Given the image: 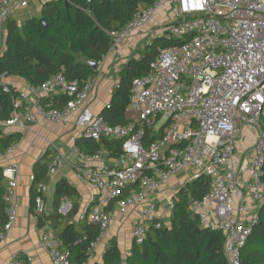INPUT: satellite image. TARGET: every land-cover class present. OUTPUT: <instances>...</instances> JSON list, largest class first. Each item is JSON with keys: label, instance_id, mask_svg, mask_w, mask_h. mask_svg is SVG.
Segmentation results:
<instances>
[{"label": "built area", "instance_id": "2783aa9c", "mask_svg": "<svg viewBox=\"0 0 264 264\" xmlns=\"http://www.w3.org/2000/svg\"><path fill=\"white\" fill-rule=\"evenodd\" d=\"M15 2L0 0L2 32ZM135 33H143L150 41L157 36L186 41L160 47L151 71L133 80L128 125H111L91 111L93 79L79 82L63 73L24 88L0 75L4 90L13 88L19 93L5 125L27 128L38 117L44 125H61L73 114L80 137L122 142L116 159L105 150L87 154L76 148L74 165L79 177L97 190L90 221L100 224L101 233L90 245L91 257L106 237L116 211L125 214L131 207L141 208L132 229L138 244L146 238L151 223L161 227L158 205L149 194L177 172L191 171L194 178L209 176L211 185L190 209L201 226L223 232L229 264H241V249L264 204V0H156L110 34L117 45ZM56 94L67 95L68 102L54 107L38 100L36 111L22 110L33 95ZM244 125L254 129L255 141L250 156L239 157L235 137ZM148 132L156 138L147 140ZM51 147L57 153L49 165V176L67 159L56 145ZM14 151L12 145L0 151V156ZM2 173L7 181V220L0 225V242H5L18 216L20 163L10 162ZM48 189L46 182L37 185V217L47 212ZM70 209L69 203L60 208L64 213ZM39 246L52 264H70L69 253L60 249L49 221L43 225ZM9 264H23L21 255L12 252Z\"/></svg>", "mask_w": 264, "mask_h": 264}, {"label": "trees", "instance_id": "16d2710c", "mask_svg": "<svg viewBox=\"0 0 264 264\" xmlns=\"http://www.w3.org/2000/svg\"><path fill=\"white\" fill-rule=\"evenodd\" d=\"M156 0H48L44 3L40 17L18 22L8 17L4 31L0 27V41L4 49L0 52V75L18 76L29 85L38 86L52 75L63 73L69 80L84 82L97 73L94 63H99L114 46L112 31H119L134 19L145 6ZM44 18L45 25L40 21ZM186 39L157 36L151 39L139 56L126 62L118 87L110 103L100 115L111 125H128L131 121V87L133 80L151 71L160 47L176 46ZM19 93L0 85V151L15 145L22 138L20 131L6 133L4 126L13 112L14 99ZM69 100L64 94L45 97L43 105L52 103L62 107ZM148 132L146 139L152 140ZM76 145L87 154L107 151L111 159L121 152L122 142L115 138L99 140L80 137ZM56 156L48 151L33 169L31 188L32 210L35 212L37 185L48 182L49 165ZM210 178L201 174L184 184L177 192L170 215V225L155 227L151 223L142 243L133 242L131 251L124 256L118 241L107 244L101 262L91 264H229L225 255V235L221 230L203 227L190 205L202 199L210 189ZM7 181L0 169V225L7 220L4 194ZM47 203V198L45 196ZM81 194L66 177L58 179L53 189L52 210L38 216L40 226L49 221L59 240V247L69 253L70 264H88L89 248L101 233L99 223L90 221L96 201L90 203L85 212L81 209ZM71 204L67 213H62L63 202ZM48 204V203H47ZM197 227L200 230H197ZM23 264H29L26 257ZM241 264H264V204L259 219L252 228L248 241L241 249Z\"/></svg>", "mask_w": 264, "mask_h": 264}, {"label": "crops", "instance_id": "0c3cea01", "mask_svg": "<svg viewBox=\"0 0 264 264\" xmlns=\"http://www.w3.org/2000/svg\"><path fill=\"white\" fill-rule=\"evenodd\" d=\"M46 1L48 0H16L10 17L20 23L28 18L40 17L42 7ZM160 14H158V17H160ZM146 41L149 42L150 40L143 33H135L122 43L114 45L98 63L97 73L91 77L94 80V88L90 109L94 114H100L103 108L110 103L114 90L118 87L121 80V72L126 62L132 56H139L140 51L143 49L142 46ZM3 49L4 39L0 41V52ZM6 80L23 88L29 85L28 82L18 76H6ZM51 96L55 95H33L29 101L24 102L22 110L36 111L34 104L38 100L41 101L43 98ZM48 105L53 106L52 103H48L45 106ZM74 120L75 115L72 114L61 125H44L42 119L38 117L36 121L28 123L27 128L19 125L4 126L6 133L20 131L22 138L14 145V152L0 156V169H3L13 161L20 163L19 185L17 189L18 216L12 229L8 232L6 241L0 242V264H9L12 252L26 257L29 264H52L48 253L39 246L43 225H39L38 217L32 210L31 202V188L33 184L31 176L34 165L43 158L42 153L48 151L57 153L56 150L52 149V145H56L66 155L67 159L55 175L49 176L50 178L47 182L49 190L46 193L49 210H52L55 183L62 177H66L80 191L82 212H85L90 203L97 200V190L91 183L79 177L78 170L74 165L77 161L76 148H79L76 145V140L80 138L79 130L76 128ZM235 138L238 147L236 155L239 157L250 156L255 141L254 129L244 125L240 128ZM193 179L194 175L191 171H179L169 181L164 183L158 191L149 194L148 198L156 201L158 213L163 223L167 226L170 225V215L177 192L184 184ZM64 203L68 202L64 201ZM161 204L170 206V211L165 212V206L162 207ZM114 206L112 205V208L115 209ZM140 217L141 208L138 206L131 207L125 214H120L116 211L106 237L95 250V253L90 258V262L102 261L105 248L112 239L118 241L122 254L124 256L128 255L134 242L132 229L134 223Z\"/></svg>", "mask_w": 264, "mask_h": 264}, {"label": "rangeland", "instance_id": "374dc122", "mask_svg": "<svg viewBox=\"0 0 264 264\" xmlns=\"http://www.w3.org/2000/svg\"><path fill=\"white\" fill-rule=\"evenodd\" d=\"M163 18V16H161V19ZM148 43V41H146V43H144V45L142 46V47H144L146 44ZM49 190V189H48ZM161 206L162 207H164V209H165V212H167V211H170V206H168V205H165V204H161ZM164 217H165V215H163ZM88 264H91V262H88Z\"/></svg>", "mask_w": 264, "mask_h": 264}, {"label": "water", "instance_id": "95a60500", "mask_svg": "<svg viewBox=\"0 0 264 264\" xmlns=\"http://www.w3.org/2000/svg\"><path fill=\"white\" fill-rule=\"evenodd\" d=\"M40 21L45 25V20H44V18H41ZM93 66H94L95 68H97L98 64H97V63H94ZM197 230H200V229L197 227Z\"/></svg>", "mask_w": 264, "mask_h": 264}]
</instances>
